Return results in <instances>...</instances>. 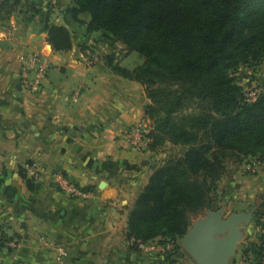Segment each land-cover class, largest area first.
<instances>
[{
	"label": "crops",
	"instance_id": "0c3cea01",
	"mask_svg": "<svg viewBox=\"0 0 264 264\" xmlns=\"http://www.w3.org/2000/svg\"><path fill=\"white\" fill-rule=\"evenodd\" d=\"M24 2L44 8L47 3ZM72 2L57 0L63 17ZM28 19L25 13L6 21L0 15V227L17 243L0 249V264H61L41 238L66 247L64 264H172L161 254L132 249L126 236L128 215L166 155L131 146L129 133L150 103L145 88L113 74L105 61L113 52L107 44L80 36L78 42L73 38L71 51L56 52L38 17ZM86 42L101 56L99 63L84 61ZM31 55L48 65L37 94L22 86ZM57 175L92 188L91 196L75 199L62 192L55 186ZM227 177L220 182L223 217L227 209L249 206L244 193L264 186L261 175L255 181ZM181 253L173 264L189 259Z\"/></svg>",
	"mask_w": 264,
	"mask_h": 264
},
{
	"label": "trees",
	"instance_id": "16d2710c",
	"mask_svg": "<svg viewBox=\"0 0 264 264\" xmlns=\"http://www.w3.org/2000/svg\"><path fill=\"white\" fill-rule=\"evenodd\" d=\"M27 4L2 0L0 15L6 20L27 14ZM53 6L33 2L28 11L45 16L43 31L54 51L72 50L69 25L78 24L87 38L99 34L109 49L122 45L143 57L134 69L122 66L114 53L105 61L113 74L145 88L148 149L159 151L166 144L186 149L154 168L127 223L128 241L173 243L161 254L173 264L183 256L180 240L192 217L219 209L220 182L229 164L264 161V85L250 100L236 77L242 67L264 60V0H73L63 25L50 22ZM20 173L26 178L24 169ZM261 207L254 222L263 231L242 247L251 264H264V203ZM0 233V249L11 250L14 238L1 227Z\"/></svg>",
	"mask_w": 264,
	"mask_h": 264
},
{
	"label": "rangeland",
	"instance_id": "374dc122",
	"mask_svg": "<svg viewBox=\"0 0 264 264\" xmlns=\"http://www.w3.org/2000/svg\"><path fill=\"white\" fill-rule=\"evenodd\" d=\"M29 5L30 4L28 3L27 8H25V10H24L29 17L28 20L32 21L33 19H35V18L37 19V17H38V21H40V23L42 24L44 19H45V16H43V18H41L38 15L35 16L36 13H34V15H33L34 11L33 12L28 11ZM38 7L41 8V6L39 4H38ZM53 7L54 8L51 10L50 22L57 24V25L65 24L67 22L66 21L67 19H65V17L62 16L61 4L59 5L58 3H56L55 6H53ZM46 13L47 12H45V14ZM17 14H20V13L17 12L13 16H17ZM85 18L89 19V15H85ZM2 26H4V25L0 24V29L2 28ZM69 28L71 31H73L75 42L80 41V38H81L80 36L87 38V36L85 35L86 28L84 27V25L71 24V25H69ZM89 38L92 40V43L103 45L104 41L102 40V38L100 37L99 34H93L92 36H88L87 40ZM112 53H114L116 55V59L123 61V66L128 68V69H133L135 66H139L140 64L143 63V60H144L143 57H141L137 53H128L126 48L122 45L115 46ZM236 77H237V81L239 82V84L247 92L248 98L250 100H254L258 95L260 87L262 85H264V60L259 65H256V66L242 67L239 70V72L237 73ZM185 150L186 149L183 147H172V148H170V146L168 144H166L165 150L162 149L163 153L164 154L166 153L164 160L179 157L183 154V152ZM260 162L261 161L258 159H249L246 162H244L243 164H236V163L229 164V171H228L229 175L227 174L228 177L226 175L227 178L225 179V181L230 179L231 175L232 176L238 175L241 177L246 176L247 178H250L251 181H255L256 180L255 178H257L259 175H261L264 178V161H262L261 163ZM257 179H260V178H257ZM250 184L251 183H246V185H250ZM220 186H222V184ZM262 187H263L262 188L263 190H261V189L255 190V188H253L254 191L249 190L248 192H245L243 197H244V199H246L251 204L249 206H247V205L246 206H237L234 209H227L224 218H228L232 214L246 213V212L252 211V209L254 212L253 215L255 216V211L258 208L261 209L262 208L261 205H263V203H264V186H262ZM219 203L221 205V201H219ZM206 217H207L206 212H203L201 214L193 216L192 217V224L194 222L202 220ZM237 229L240 231L242 230L243 236L241 237L242 240L240 241V243L237 247L236 254L233 258H231L229 264H251L250 261H248V260L246 261L242 257V247H243L244 243H249L253 240L256 241L260 231L262 232L263 229L259 228L260 230H257L258 228L255 225L254 218L248 224L243 223ZM182 249L184 250L185 253L188 254V252L185 250V248L183 246H182ZM188 257L190 260H192V262H189L188 258H186V259L183 258L181 263H185V264L194 263V264H196V262L192 259L191 256H189V254H188Z\"/></svg>",
	"mask_w": 264,
	"mask_h": 264
},
{
	"label": "built area",
	"instance_id": "2783aa9c",
	"mask_svg": "<svg viewBox=\"0 0 264 264\" xmlns=\"http://www.w3.org/2000/svg\"><path fill=\"white\" fill-rule=\"evenodd\" d=\"M49 1L52 5H55L57 3V0ZM84 61L89 65L97 64L101 61V56H99L98 53L87 49L84 53ZM47 70V63L43 61L39 55H31L28 58L27 66L23 69V88L32 94L40 93L43 87V82L46 79ZM149 133V122L144 119L138 121V123L129 133V139L131 141L132 148L136 151H142L144 149H147L149 144L151 143ZM54 182L55 186L58 189L75 199H88L91 196L90 192L83 191L75 183L71 182L70 180L61 175H57L55 177ZM41 242L53 248L55 260L57 262L64 264L68 260L69 252L66 247L55 242H51L50 240H46L45 238H41ZM129 243L131 245H135L139 252L144 254H165L173 248V243H167L166 245H163L160 244L158 241L143 242L132 239L131 241H129ZM8 245L11 248L17 247L16 241H12Z\"/></svg>",
	"mask_w": 264,
	"mask_h": 264
},
{
	"label": "water",
	"instance_id": "95a60500",
	"mask_svg": "<svg viewBox=\"0 0 264 264\" xmlns=\"http://www.w3.org/2000/svg\"><path fill=\"white\" fill-rule=\"evenodd\" d=\"M253 219V212L224 218L221 211H208L207 217L194 222L180 243L196 264H229L241 241L243 223Z\"/></svg>",
	"mask_w": 264,
	"mask_h": 264
}]
</instances>
